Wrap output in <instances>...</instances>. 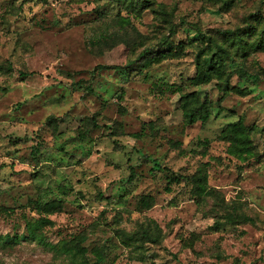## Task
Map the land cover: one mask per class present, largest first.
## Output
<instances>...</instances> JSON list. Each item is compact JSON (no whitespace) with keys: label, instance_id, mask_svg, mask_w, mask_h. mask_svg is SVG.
<instances>
[{"label":"rangeland","instance_id":"374dc122","mask_svg":"<svg viewBox=\"0 0 264 264\" xmlns=\"http://www.w3.org/2000/svg\"><path fill=\"white\" fill-rule=\"evenodd\" d=\"M250 25L264 0H0V264H264Z\"/></svg>","mask_w":264,"mask_h":264},{"label":"trees","instance_id":"16d2710c","mask_svg":"<svg viewBox=\"0 0 264 264\" xmlns=\"http://www.w3.org/2000/svg\"><path fill=\"white\" fill-rule=\"evenodd\" d=\"M138 1L144 2V1H148V0H138ZM252 15L254 16L253 19L257 20V21H259L262 18V15L260 12L253 13ZM254 29H255V26L250 25L248 28H242V29H237V30H225L224 32H222V35L224 37H231L233 39L231 43L233 45H235V51L238 52L241 56H244L246 54V52H248L250 46H253V45L263 46L264 45V27L260 30L259 34H257V36L251 40V42L248 41L247 35L254 33ZM161 44L165 45L167 43L163 42ZM161 51H163L164 53L168 52V47L167 48L163 47L162 50L158 49L156 52L159 53V55H160ZM146 53H147V51L140 54V57L146 58L147 57ZM221 53L224 55H227L228 50L225 47L221 46ZM214 66H215V64L211 63L209 68H205L202 64L197 62L196 63V68H197L196 80L207 79L209 77V70L210 69L212 70L214 68ZM216 70L221 71L220 65L216 66ZM33 73H34L33 71H21V72H19V74L21 76H29V75H32ZM185 97L188 98V95ZM188 106L189 105H188L187 101H185V103H184V108H185L184 114H185L186 118L188 119V121H190V122L194 121V119L197 116L203 118L207 114L208 105L205 102H200L196 106H193L192 108H190ZM238 128L239 127L237 126V123H234L233 124V130H237ZM233 136H236V134L233 133ZM237 140H241V143H242V139L238 138ZM132 175H133V172L131 170V173L128 177V180L132 179ZM229 214L230 215H236L235 213H229ZM227 218L232 220L235 217L228 216ZM122 233L124 234L123 239L127 240L130 238V236L126 235L124 231H122ZM8 239L10 240V237H8ZM53 246L57 247L59 249L61 248L57 244H55ZM78 253H79V255L81 254V247H79ZM83 264H95V263H90V262L84 260Z\"/></svg>","mask_w":264,"mask_h":264}]
</instances>
